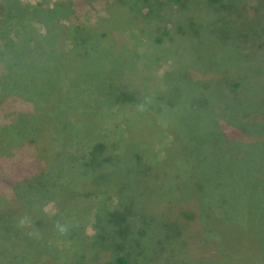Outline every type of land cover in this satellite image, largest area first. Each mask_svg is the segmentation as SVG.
Segmentation results:
<instances>
[{
    "label": "rangeland",
    "instance_id": "1",
    "mask_svg": "<svg viewBox=\"0 0 264 264\" xmlns=\"http://www.w3.org/2000/svg\"><path fill=\"white\" fill-rule=\"evenodd\" d=\"M0 4V264H264V0Z\"/></svg>",
    "mask_w": 264,
    "mask_h": 264
},
{
    "label": "trees",
    "instance_id": "2",
    "mask_svg": "<svg viewBox=\"0 0 264 264\" xmlns=\"http://www.w3.org/2000/svg\"><path fill=\"white\" fill-rule=\"evenodd\" d=\"M170 1L180 2V0H170ZM1 9H2V5L0 4V11H1ZM263 44H264V40H263ZM31 71H33V70H31ZM2 108H3V105H2ZM13 122L14 123H11V124L8 123V126L15 129V133H14L15 137H13V142L18 144V146H19L20 144H24L26 141H24L25 139L23 137V135H24L23 130H22V133H21V130L19 129V124H17V121L13 120ZM93 148L94 149H98V148L102 149V147L100 145H95ZM100 149H98V151ZM126 263H127V260L124 257H118L116 259V262H115V264H126Z\"/></svg>",
    "mask_w": 264,
    "mask_h": 264
},
{
    "label": "clouds",
    "instance_id": "3",
    "mask_svg": "<svg viewBox=\"0 0 264 264\" xmlns=\"http://www.w3.org/2000/svg\"><path fill=\"white\" fill-rule=\"evenodd\" d=\"M19 223L22 226L25 223V219H21ZM55 228L61 234H65L68 231L67 225L60 224L59 222L55 225Z\"/></svg>",
    "mask_w": 264,
    "mask_h": 264
}]
</instances>
